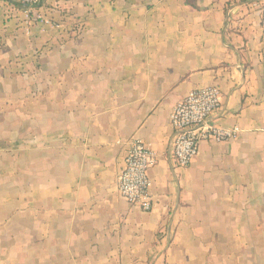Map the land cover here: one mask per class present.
<instances>
[{"label": "crops", "instance_id": "crops-1", "mask_svg": "<svg viewBox=\"0 0 264 264\" xmlns=\"http://www.w3.org/2000/svg\"><path fill=\"white\" fill-rule=\"evenodd\" d=\"M264 0H0V264H264ZM216 86L186 168L170 115ZM158 156L152 212L125 202L133 140Z\"/></svg>", "mask_w": 264, "mask_h": 264}, {"label": "built area", "instance_id": "built-area-1", "mask_svg": "<svg viewBox=\"0 0 264 264\" xmlns=\"http://www.w3.org/2000/svg\"><path fill=\"white\" fill-rule=\"evenodd\" d=\"M42 0H20L25 23L58 28L47 19L41 9ZM261 32L264 35V3L259 7ZM222 93L216 86L190 92L174 108L170 115L173 137L169 145V157L179 168L189 167L199 154L203 142L223 143L235 140L238 128L223 129L211 123L212 117L221 109ZM158 163L156 152L139 139L131 142L119 177V194L132 206L152 212V180L149 172Z\"/></svg>", "mask_w": 264, "mask_h": 264}, {"label": "water", "instance_id": "water-1", "mask_svg": "<svg viewBox=\"0 0 264 264\" xmlns=\"http://www.w3.org/2000/svg\"><path fill=\"white\" fill-rule=\"evenodd\" d=\"M23 6V5H22Z\"/></svg>", "mask_w": 264, "mask_h": 264}]
</instances>
